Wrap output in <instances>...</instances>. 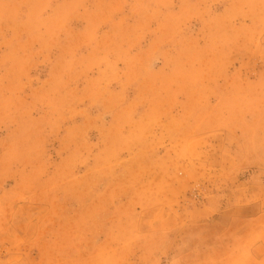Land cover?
<instances>
[{
	"label": "rangeland",
	"instance_id": "1",
	"mask_svg": "<svg viewBox=\"0 0 264 264\" xmlns=\"http://www.w3.org/2000/svg\"><path fill=\"white\" fill-rule=\"evenodd\" d=\"M195 125L204 155L231 131L243 171L186 162ZM9 163L23 227L0 196V264L215 263L179 225L213 216L198 164L264 182V0H0L2 191Z\"/></svg>",
	"mask_w": 264,
	"mask_h": 264
},
{
	"label": "crops",
	"instance_id": "2",
	"mask_svg": "<svg viewBox=\"0 0 264 264\" xmlns=\"http://www.w3.org/2000/svg\"><path fill=\"white\" fill-rule=\"evenodd\" d=\"M194 112L195 115L199 116V110ZM222 115L224 116L225 114ZM229 117L234 116L230 115ZM195 122H198V119H195ZM212 124L214 127L223 126L221 123L218 124L214 121ZM231 125L236 130L235 119H231L230 125L228 123V126ZM244 127L246 129V124ZM191 128L193 127H190V129L187 127L186 131L192 130ZM194 129L195 132L187 136L185 140V146L189 149L185 157L186 162H204L203 160L206 159L212 165H226L229 166L228 169L231 170L232 176L236 174L237 170L243 171V166H246V163H243L242 160L244 156L241 159L239 158L237 149L239 143L236 139L233 141L231 138L233 133L231 131L225 130V134L219 135L214 141V144L219 148L227 145L225 141H228L230 145L231 150H227L225 155L220 156L217 152L204 155L203 151L213 145V143L207 144L210 139L203 137L202 131H198V125H195ZM232 151L233 156L231 155ZM198 166L200 167L197 168V176H200L198 180L205 182L211 178L213 181L214 176L211 175L210 177L208 174L210 172L213 174L214 171H206L205 167L200 166V164ZM15 172V166H11L9 163L7 165V174L5 175L8 186L5 190H0V196L4 195L7 200L4 210L9 213H7L3 226L11 230L23 227V221H19L23 219L18 215L22 213L20 207L23 205V189H20V187H23V179L25 177H23V171L20 174ZM199 172H201V175ZM168 174V169L164 168L163 179L165 181L169 180ZM204 182L198 184L199 191L197 195L202 198L207 195L208 200L210 198H213L212 201L215 200L211 207L213 216L209 219L201 217L189 222L181 221L179 226L183 230L179 234L180 253L186 254V257L191 256L187 254L189 249L187 247V249L184 248L185 235L183 233L187 232L188 229H196L198 241L195 249L198 254L200 252L208 253L209 255H206L207 259L216 260L213 264H221V261L222 264L225 261L226 263L232 261V264H264V182L247 179L243 187L235 188V184H228L222 190H219L218 186L213 182L208 185ZM222 195L225 196L223 203L222 199H220ZM205 203L207 204V202ZM164 212L172 214L171 209L166 206L164 207ZM167 223L165 221L164 228L166 226L171 227ZM204 233H207L206 237H204ZM21 236L23 238V232ZM255 237L257 239H254ZM234 261L236 262L234 263Z\"/></svg>",
	"mask_w": 264,
	"mask_h": 264
}]
</instances>
